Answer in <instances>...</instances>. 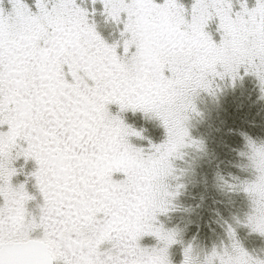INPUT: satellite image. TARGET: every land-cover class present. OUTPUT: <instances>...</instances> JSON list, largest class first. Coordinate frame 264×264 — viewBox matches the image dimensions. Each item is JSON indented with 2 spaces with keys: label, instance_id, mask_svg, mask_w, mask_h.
<instances>
[{
  "label": "snow or ice",
  "instance_id": "1",
  "mask_svg": "<svg viewBox=\"0 0 264 264\" xmlns=\"http://www.w3.org/2000/svg\"><path fill=\"white\" fill-rule=\"evenodd\" d=\"M246 78L264 101V0H0V264H264L232 224L204 251L159 219L205 150L195 98ZM239 135L250 178L218 179L264 237V141Z\"/></svg>",
  "mask_w": 264,
  "mask_h": 264
},
{
  "label": "rangeland",
  "instance_id": "2",
  "mask_svg": "<svg viewBox=\"0 0 264 264\" xmlns=\"http://www.w3.org/2000/svg\"><path fill=\"white\" fill-rule=\"evenodd\" d=\"M189 2L185 0V3ZM97 19L100 20V17ZM257 97L255 81L246 78L242 85H237L235 89L225 88L215 98L205 93L195 98L202 115H190L188 127L192 137L204 142L205 150L196 152L190 148L183 149V158L173 162L178 170L185 168L183 163L188 164V171L186 173L187 168L184 169L185 176L180 180L185 187L175 201L178 210L159 217L166 227L181 229L184 244L191 241L198 250L204 251H209L213 245L219 247L222 241L227 244L224 231L227 222L236 227L237 238L245 250L253 256L264 258V237L251 233L246 227H237L233 220V217L244 219L248 211L246 197L242 193L219 188L221 186L218 184L220 176L225 180L232 176L250 178L237 167L243 162L237 153L244 150L240 132L257 142L264 141V101ZM150 129L147 134L159 143L164 138L163 130L152 126ZM32 167L29 162L26 170ZM23 179V176H19L14 182ZM143 242L151 241L146 238ZM170 259L173 264H180L181 245H174L170 249Z\"/></svg>",
  "mask_w": 264,
  "mask_h": 264
},
{
  "label": "flooded vegetation",
  "instance_id": "3",
  "mask_svg": "<svg viewBox=\"0 0 264 264\" xmlns=\"http://www.w3.org/2000/svg\"><path fill=\"white\" fill-rule=\"evenodd\" d=\"M183 162H184V161H183ZM183 164H184L183 167L187 168V169H186V173H187L188 168H189V167H188V164H185V163H183ZM185 168H184V169H185ZM184 169H183V170H184ZM184 176H185V175H182V176H181V179H183ZM180 182H181V181H180ZM29 190H31L30 186H29ZM178 263H179V262H178Z\"/></svg>",
  "mask_w": 264,
  "mask_h": 264
},
{
  "label": "trees",
  "instance_id": "4",
  "mask_svg": "<svg viewBox=\"0 0 264 264\" xmlns=\"http://www.w3.org/2000/svg\"><path fill=\"white\" fill-rule=\"evenodd\" d=\"M219 180V179H218ZM220 183V181L218 182V184ZM220 186V185H219ZM219 188H221V187H219Z\"/></svg>",
  "mask_w": 264,
  "mask_h": 264
}]
</instances>
